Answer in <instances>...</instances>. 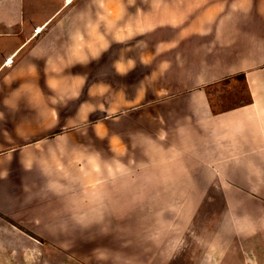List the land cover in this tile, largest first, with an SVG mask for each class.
Segmentation results:
<instances>
[{
	"label": "crops",
	"instance_id": "1",
	"mask_svg": "<svg viewBox=\"0 0 264 264\" xmlns=\"http://www.w3.org/2000/svg\"><path fill=\"white\" fill-rule=\"evenodd\" d=\"M82 1L62 2L17 45V22L1 33L13 46L0 57V216L89 264H174L187 244L194 264H264V227L245 207L264 208V47L221 70L146 41L160 20L129 0ZM234 6L264 37V4ZM231 77L248 97L215 109L207 87ZM135 178L166 205L117 213Z\"/></svg>",
	"mask_w": 264,
	"mask_h": 264
},
{
	"label": "rangeland",
	"instance_id": "2",
	"mask_svg": "<svg viewBox=\"0 0 264 264\" xmlns=\"http://www.w3.org/2000/svg\"><path fill=\"white\" fill-rule=\"evenodd\" d=\"M115 1V0H110ZM130 5L137 6L145 11V17L149 14L151 17H158L160 20L158 24L161 27L156 30V35L148 36V40L151 43L152 40L157 39L169 40L173 44V51L177 52V55L182 57L187 55V58H193L192 55L204 56L207 59L209 66L223 65L219 69L230 70L233 64V59H247V56L258 57L259 51L264 47V37L261 30H255L253 27L256 25L251 23L246 24V13H241L244 9L236 8L234 5L238 4H250L254 7V11H257V6L264 4V0H129ZM73 5L83 3L82 0H0V57L3 51L12 48L13 43L9 42L8 36H4L1 33L8 30L6 29L8 23L17 22L15 31L18 34L13 37L14 43L17 45L21 43L32 31L36 23H42L48 14L53 13L56 8L61 4ZM240 2V3H239ZM87 3V2H86ZM95 3V2H93ZM168 7L174 14L168 13ZM224 8V9H223ZM9 9V10H8ZM210 9H215L220 12H210ZM208 12L209 20L206 23L203 22V18L207 16ZM147 14V15H146ZM217 14V15H215ZM244 14V15H243ZM236 16L234 20L232 16ZM212 16V17H211ZM223 18H220V17ZM239 16V18L237 17ZM244 16V17H243ZM207 18V17H206ZM186 19V20H185ZM172 20V21H171ZM24 22L25 25L20 26V22ZM219 21V22H218ZM197 24V26H196ZM199 25V26H198ZM25 26L24 28H22ZM201 26V27H200ZM250 29L253 35L249 36ZM14 31V30H13ZM35 33H41L43 30L38 28L33 30ZM130 31V30H129ZM260 31V32H259ZM135 37H129V42L135 40ZM8 42H7V41ZM234 41V46L232 42ZM235 41H238L235 43ZM145 46V51H146ZM151 52V50H149ZM191 52V53H190ZM161 54V53H160ZM192 54V55H190ZM190 55V56H189ZM199 58V57H198ZM195 62V59H193ZM243 61V60H242ZM247 61V60H246ZM207 62V61H206ZM209 94L213 101L215 109L219 107V100L227 103L232 98L240 96V98L248 97L246 85L242 78L231 77L227 81L218 82L207 87ZM135 179L129 180V191H122L123 196H127L129 192H137L133 198V202L142 198L141 205H135L133 202L128 206L116 205L115 211L117 213H123L124 216L131 217L132 215L140 214L143 212L155 210L159 207L165 206V202L162 201L163 196L157 199L156 191L151 188V183L142 180L139 182ZM114 190V189H113ZM109 191V190H108ZM120 191L116 190L110 196L109 193H104V190L99 192V195L105 194V198L113 199L120 195ZM162 193V192H160ZM213 194L215 191L210 190ZM121 194V195H122ZM120 195V196H121ZM130 195V194H129ZM155 195V196H154ZM98 196V193H97ZM142 196V197H140ZM154 199H150L153 198ZM150 199V200H149ZM167 201V200H165ZM168 202V201H167ZM215 198L209 201L208 204L200 206L201 210L205 209L202 217L200 213L197 216L200 219L197 220L195 225L198 229H203L206 223L208 214L214 212ZM123 207V208H121ZM189 207V206H188ZM246 209L249 210L254 207L255 211L251 213V218L257 225L262 224L264 227V208L263 206L251 205L246 202ZM246 210V213H247ZM195 229V228H194ZM196 231V229H195ZM194 233V232H193ZM193 233H191L193 235ZM197 232L194 234L196 235ZM191 237V236H190ZM77 237L76 240L79 241ZM195 237H191L193 242ZM264 240V237L262 238ZM191 240L188 243H191ZM88 241V239L86 240ZM85 243V241H83ZM264 243V241H263ZM87 254L91 249L85 248ZM161 253V252H160ZM163 254L166 252H162ZM148 253H144L143 257H146ZM263 256V254H262ZM198 257V248L190 246L189 244L183 245L176 256V262L174 264H194ZM94 260V259H92ZM98 262V261H97ZM190 262V263H189ZM123 264L125 262H122ZM0 264H89L86 261L80 259L77 256H73L71 253L64 249L48 245L42 242L40 239L34 236L22 237L18 233L13 232L9 227L7 220L0 216ZM90 264H94V261ZM103 264V263H101ZM120 264V262H118Z\"/></svg>",
	"mask_w": 264,
	"mask_h": 264
},
{
	"label": "trees",
	"instance_id": "3",
	"mask_svg": "<svg viewBox=\"0 0 264 264\" xmlns=\"http://www.w3.org/2000/svg\"><path fill=\"white\" fill-rule=\"evenodd\" d=\"M2 215V214H1ZM29 234H31L32 236H34L35 238H38L40 239L41 241H43L42 238H39L38 236H36L33 232L29 231V230H26Z\"/></svg>",
	"mask_w": 264,
	"mask_h": 264
},
{
	"label": "built area",
	"instance_id": "4",
	"mask_svg": "<svg viewBox=\"0 0 264 264\" xmlns=\"http://www.w3.org/2000/svg\"><path fill=\"white\" fill-rule=\"evenodd\" d=\"M41 29V28H40ZM39 28H38V30H40Z\"/></svg>",
	"mask_w": 264,
	"mask_h": 264
}]
</instances>
